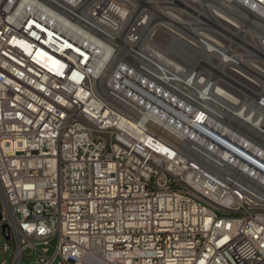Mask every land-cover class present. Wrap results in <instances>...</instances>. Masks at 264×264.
Instances as JSON below:
<instances>
[{
  "label": "built area",
  "instance_id": "built-area-1",
  "mask_svg": "<svg viewBox=\"0 0 264 264\" xmlns=\"http://www.w3.org/2000/svg\"><path fill=\"white\" fill-rule=\"evenodd\" d=\"M155 1L148 25L184 8ZM220 1L264 39V0ZM132 31L105 62L106 43H69V0H0L2 264H264V152L223 116L182 129L167 46Z\"/></svg>",
  "mask_w": 264,
  "mask_h": 264
},
{
  "label": "bare ground",
  "instance_id": "bare-ground-1",
  "mask_svg": "<svg viewBox=\"0 0 264 264\" xmlns=\"http://www.w3.org/2000/svg\"><path fill=\"white\" fill-rule=\"evenodd\" d=\"M149 1H152L150 4H158L153 3V0ZM185 1H187V3H192L190 0ZM201 2L204 3V5L205 3L209 4L212 14H208L224 27L230 29L231 31H237L238 29L245 28V35L248 36V34H250L253 36L251 30H247V25L242 27L239 22H237L235 18L228 13V9L231 8V6L220 0H198V3L194 5L201 8ZM136 5L137 2L135 0H69V40L70 38L75 40H70L71 42L69 43H106L102 52L105 62L110 57L112 48L111 45L107 43H133L136 38L132 31L133 28L136 29V32L140 33L141 36L144 35V31L146 32L145 34L147 36H143V41H145L144 38L147 40L148 36L154 31L165 30L170 35V38L174 37L172 42L168 44L170 45V48L171 45L176 42L187 43L196 48H204L207 54H212V56L214 55L215 59L216 56L218 57L217 65H219L220 68L227 73L226 77L222 76L225 80L234 85L240 86L242 89L243 85H247L248 87L251 86L250 88L254 91L250 92L252 95L251 97H253L251 99H255V101H257V106L251 110V104L250 106H248V104H244L247 100L240 103V99L243 100V97L246 98L247 95L243 96L240 93L238 94L233 87L224 85L223 83H220L221 81L217 82L219 79L217 81L215 79H211L213 77H211L210 74H203L199 70V72L197 71L198 73H195L196 71L194 72L193 70L189 74H185L184 69L180 66V63L178 64V62H175L176 60H174L172 56H168L165 52L170 48H164L162 50L163 52H160V50H153L154 54L152 55L156 62L158 58L159 69L163 71L166 78H168L176 86L173 90V86L172 88L170 87V90L177 95L176 98L171 95L165 96V94H162V99H164L165 102L168 101L171 106L183 113L184 123L182 124V129H185L186 127H188V129L195 127L196 124L200 123L201 120L204 119V114L206 115L205 123L209 124L211 127H217L216 123L218 122V116L214 113L216 110L213 107L218 106L220 110L222 109L224 112L226 111L230 114L229 116L231 118L229 119H236V121L239 122L238 124H241L240 126L245 127L249 133L251 132L253 134V137H249V133H247V135L243 132L249 141V147H257L260 151L264 152V63L260 64L256 62L257 65H252L250 64V60L236 58L235 56L222 52L219 45L209 43L205 44L207 43V40L204 41L205 39L201 41L197 38H192L191 35L186 34L182 29H178L176 26L170 25L167 22V20H171V18H167L168 15L167 17H164V21L166 20L165 22L162 20L161 23L155 22L148 25L150 12L144 13L146 11H142L139 5H137L139 6V9L137 10H141L142 13L140 14V12H138L135 20L131 23V17L136 14ZM160 7L157 9L162 10L163 13L170 11L179 16L184 14H182V11L179 8L165 6ZM173 23L176 24L174 21ZM148 32L150 33L148 34ZM249 40L252 42L251 39ZM12 43L26 42L16 40ZM252 43H262V47L264 48V39L260 41L254 39ZM179 54L178 56H180ZM211 59L209 57V60ZM213 61L214 60H212V63ZM201 71L203 70L201 69ZM240 87L238 88L241 90ZM246 93H248V91ZM165 97H167L166 100ZM203 112L205 113L203 114ZM171 122L175 125H172ZM159 124L165 127L168 131L176 133L180 139H190L191 137L188 132L185 133L184 131L179 130V123L171 121V119L167 120L166 123L165 121H161Z\"/></svg>",
  "mask_w": 264,
  "mask_h": 264
},
{
  "label": "rangeland",
  "instance_id": "rangeland-1",
  "mask_svg": "<svg viewBox=\"0 0 264 264\" xmlns=\"http://www.w3.org/2000/svg\"><path fill=\"white\" fill-rule=\"evenodd\" d=\"M135 1L137 2V5H139V2L140 1L142 2L144 0H138V1L135 0ZM178 1H181V3L185 4V6H183L184 7L183 9L179 8L182 11V14L183 13L184 14L182 15L183 16L182 17V16L174 14L170 11L165 12V17H167V15H168L167 18H169V19L171 18V20H167V22L170 25H174V26H176V28L182 29L186 34L191 35L192 38H195V39L197 38L201 41L204 39H205L204 41L207 40L206 41L207 43H205V44L209 43V44L219 45V47H221L220 50L224 53H228V55L235 56L236 58H240V59L244 58L245 60H250L251 63L250 62L249 63L252 65H254V64L257 65L256 62L260 63V64L264 63V50H261V49H264L262 47V43L260 44V43L250 42V40L247 38V35H245V31H246L245 28L238 29L237 31H231L230 29L224 27L222 24H220L217 20H214L213 17L209 15V14H212V11L210 10L211 8H210L209 4H207V3H205V5H204V3L201 2L202 7L200 8L199 6H196L193 3H189V2L187 3V1H185V0H178ZM148 3H152V1L148 0ZM153 3H157V2L155 0H153ZM138 7L139 6H137V8H136L137 13L142 10L143 6H140L141 7L140 11L137 10V9H139ZM145 7H147V6L145 5L143 8H145ZM159 7L160 6H158L157 8H159ZM204 9H206L208 11H206ZM136 15L131 17V19H132L131 23L135 20ZM165 21L163 20V22H165ZM173 21L176 24H174ZM161 22H162V20L161 21L159 20L157 23H161ZM149 33L150 32H148V34ZM153 33H151L148 36L149 40L153 36H154V39H156L158 37V39H156L157 40L156 43H158L159 46H162V44H163V45L167 46L165 49L170 48V45H168V44L172 42V39L174 37L170 38V35L165 30H161V31L157 30V31H154ZM166 33H167V35H166ZM199 34H200V36H199ZM201 35L202 36L204 35V36L202 37ZM200 44H203V43H200ZM260 45H261V47H260ZM195 48L196 47L191 46L187 43L176 42V43H173L171 45V48L169 49L170 51L168 50L165 52L167 53L168 56H172L173 59L176 60L175 62H178V64L180 63V66L184 69L185 74H189L193 70H194V72L196 71L195 73H198L200 71L201 73L206 74V75L210 74L211 77H213L211 79H215L216 81L219 79V81H217V82L221 81L220 83H223L224 85H228V86L233 87L234 90L238 94L240 93L243 96L247 95L246 98L243 97V100L238 98L241 100V101H239L240 103H242L244 100L249 101V102L245 101L246 103L244 102V104H248V106H250V104H251V106H250L251 110L257 106L256 105L257 101H255V99H251V98H253V97H251L252 95L250 94V92L253 91L252 88H250L251 86L248 87L247 85L246 86L243 85V89H242L240 86L234 85V84L228 82L227 80H225L223 77H226L227 73H225V71H223L220 68V66L217 65L218 57L216 56V59H215L214 55L212 56V54H210V55L207 54L204 48L202 49V48L197 47L198 49L196 48V50H195ZM178 54L181 57L178 56ZM209 57H210V59L211 58L212 59L209 60ZM212 60H214L213 63H212ZM214 63H215V65H214ZM185 64L187 67L185 66ZM208 65L210 68L208 67ZM263 67H264V65H263ZM201 69L203 71H201ZM164 76H165L164 72L160 70L159 78H161V79H159V80H161L163 82V84H165L169 88L170 87L172 88V86H173L172 90L175 89L176 86L174 85V83L171 82L168 78H166V76L165 77ZM215 80H214V82H215ZM232 85H234V86H232ZM238 87H240L241 90ZM244 89H246V90H244ZM247 91H248V93H246ZM213 108L216 110V111H214V113L216 115L225 117L226 120L235 129H239V130L243 131L245 134L249 133L245 129V127L240 126L241 124H238L239 122L236 121V119H229V118H231L229 116L230 115L229 113H227L226 111L224 112V110H222V109L220 110V108L218 106H214ZM237 124H238V126H237ZM249 134L250 135L247 134L249 137H253L252 136L253 134L251 132ZM0 205H2L1 199H0ZM5 247H9L10 250L8 252H5ZM13 248H14L13 240L7 241V240L0 237V264H2L5 261H7V262L10 261L11 255L13 252ZM24 263H28V262L24 261Z\"/></svg>",
  "mask_w": 264,
  "mask_h": 264
},
{
  "label": "water",
  "instance_id": "water-1",
  "mask_svg": "<svg viewBox=\"0 0 264 264\" xmlns=\"http://www.w3.org/2000/svg\"><path fill=\"white\" fill-rule=\"evenodd\" d=\"M0 219H1V216H0Z\"/></svg>",
  "mask_w": 264,
  "mask_h": 264
}]
</instances>
